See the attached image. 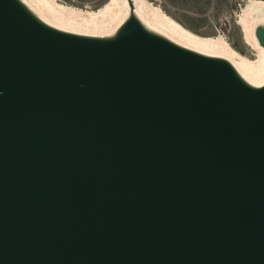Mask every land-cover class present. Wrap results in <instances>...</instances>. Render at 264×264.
<instances>
[{"label": "water", "instance_id": "1", "mask_svg": "<svg viewBox=\"0 0 264 264\" xmlns=\"http://www.w3.org/2000/svg\"><path fill=\"white\" fill-rule=\"evenodd\" d=\"M0 264H264V85L0 0Z\"/></svg>", "mask_w": 264, "mask_h": 264}, {"label": "bare ground", "instance_id": "2", "mask_svg": "<svg viewBox=\"0 0 264 264\" xmlns=\"http://www.w3.org/2000/svg\"><path fill=\"white\" fill-rule=\"evenodd\" d=\"M18 1L46 25L89 37H111L132 16L148 31L176 45L205 56L224 59L250 86L264 85V50L254 36V28L264 26V0H244L236 20L243 41L253 51V58L235 51L222 35L201 37L192 33L150 0H108L97 10L79 9L56 0Z\"/></svg>", "mask_w": 264, "mask_h": 264}, {"label": "rangeland", "instance_id": "3", "mask_svg": "<svg viewBox=\"0 0 264 264\" xmlns=\"http://www.w3.org/2000/svg\"><path fill=\"white\" fill-rule=\"evenodd\" d=\"M67 6L97 10L108 0H56ZM181 26L201 37L222 35L241 55L253 58L236 23L244 0H150ZM255 53V52H254ZM255 58V57H254Z\"/></svg>", "mask_w": 264, "mask_h": 264}]
</instances>
